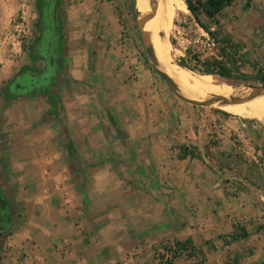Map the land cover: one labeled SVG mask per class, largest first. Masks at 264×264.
I'll use <instances>...</instances> for the list:
<instances>
[{"label": "crops", "instance_id": "obj_1", "mask_svg": "<svg viewBox=\"0 0 264 264\" xmlns=\"http://www.w3.org/2000/svg\"><path fill=\"white\" fill-rule=\"evenodd\" d=\"M54 1L47 6L55 17L49 19L47 12L42 18L36 49L43 55L42 66L27 73L28 85L23 79L11 82L14 96H27L32 103L25 100L28 108H19L0 136L5 170L0 172L5 211L0 213V264H250L252 251L264 264V243L259 245L264 181L236 182L241 210L229 216V207L221 206L227 185L211 177L212 167L197 153L200 139L211 138L203 129L193 132L204 119L181 115L184 108L160 84L153 90L145 83L149 76L157 81L141 57L126 59L118 44L124 27L117 3L78 0L69 7L67 24L74 30L68 35ZM253 1L264 17V0ZM19 3L6 0L3 6L18 9ZM43 23L53 30L47 41ZM258 34L262 36L259 28ZM14 61L0 45V81L9 78ZM58 89L65 95L60 100L55 99ZM37 93L51 96L48 111L47 99L31 98ZM216 119L231 128L222 137L235 164L242 163L236 158L242 141L249 161L257 165L264 133L247 131L243 121H231L224 113ZM117 122L133 129L123 135L131 159L145 153L135 161L140 175L133 176L137 167L131 161L126 178L116 177L117 165L111 163ZM173 152L178 155L171 156ZM184 152L200 159H184ZM171 165L188 167L186 177L177 180L173 171L163 176ZM248 190L257 193L251 208ZM251 218L257 225L254 232L245 228ZM237 233L249 237L233 241ZM187 242L188 249L178 252Z\"/></svg>", "mask_w": 264, "mask_h": 264}, {"label": "rangeland", "instance_id": "obj_2", "mask_svg": "<svg viewBox=\"0 0 264 264\" xmlns=\"http://www.w3.org/2000/svg\"><path fill=\"white\" fill-rule=\"evenodd\" d=\"M25 1H28V5L30 6L28 11H24L26 12L27 15L26 17L30 19L29 21L30 23L28 27L20 26L17 28L16 26L21 22L20 18L23 12L20 6ZM49 1L50 0H20L18 9L16 8L11 9V7L8 6L9 10H6V7L4 8L3 6V3H6V0H0V35H1L0 45L1 48L8 49L10 59L12 61L13 60L16 61V62L14 61L15 65L13 67V71L8 76L9 78H4L5 80L0 81V136L6 134L4 130L6 129L7 122H9L8 119H10L12 115L17 114V112H19L18 111L19 108L22 109L28 108V103L25 100H28V102H30L29 97L25 96L24 98L23 97L18 98L14 96L15 94L12 93L13 89L11 82L12 81L17 82L18 80L23 79V82L26 85H28L29 74L27 73L28 72L31 73L30 71L31 69L33 70L35 68H38L39 66H42L43 55L39 52V50L36 51V49L38 48L40 33L41 34L43 33L41 27L42 18L47 17L45 16L47 12L51 13V15L49 14L50 15L48 17L49 19L52 18L53 20L55 17V10L52 9V6L51 7L50 5L47 6ZM124 1L125 0L115 1L117 3L115 4L117 5V13L121 18V22H123L122 25L124 27L123 29L124 32L122 37L123 42L121 41L118 44L121 46L122 50L124 51L126 55V59L129 57L131 58L141 57V60L147 64L148 68L151 71H153L152 64L146 54L145 43L140 36L141 34L138 28V10L136 14L131 13L129 8L124 6L123 3ZM193 1L197 2L201 0H193ZM57 2L59 5L58 6L59 9H57L56 12H59L60 10V14L63 15L62 16L64 22L63 27L64 30H66V34L69 35L70 33L73 32L74 27L68 26L67 14L69 12V7L72 6V4L77 3L78 0H58ZM181 2L186 4V0H181ZM50 9L52 11H50ZM259 14L260 13L255 7L253 0H235L233 6L229 7L225 11L224 15L219 18L223 30L232 37L234 43L238 46L240 50V54L242 55L244 62V64L242 65V72L248 77H251L250 80L246 82L238 81V80H224L222 78L215 77L216 80L226 83L233 82L238 85V88H244L247 90V92L245 90H243L242 92H236L232 96V98L229 99L230 101L229 105H240L249 102L250 101L249 98L252 97V95L256 94L259 90L263 89L262 83L252 79V77L256 75V70H254L253 65L257 69L260 68L264 70V26H261L264 23L263 20L264 17L260 16ZM35 16L36 19L33 20ZM133 16H136L137 20H134ZM202 21L212 30L219 29V27H217L212 21L208 20L205 16H202ZM42 26L44 28V32L47 33L45 38L47 41L50 37L48 35V32H51L52 34L53 30L52 28H46L44 23L42 24ZM258 28L262 31V36L258 34ZM221 38L222 36L220 37L219 42L214 41L213 38H211L208 35V33L196 23L190 11L183 12L177 10L175 12L174 22L171 31V44H172L171 52L175 62L178 65L181 59L188 58L187 57L188 49H192L195 53L200 54L203 60L218 58L220 42L222 40ZM173 42L175 44H173ZM70 49H71L70 44L67 43V49H66L67 58L70 57L69 55ZM153 73H154V79H156L157 83L153 80V78L149 76L148 79H146L145 81L148 87L155 90L159 88L158 84H160V87L166 93L170 94L172 99L177 101L179 105H181L182 108H184L183 110L180 111L181 115L189 116L191 113L192 115H194V117L198 116L199 118L204 119V123L202 124V126L200 124H197L193 127V132L199 133L203 129L207 133L205 135H210L211 138H207L206 136H203V138L200 139V142L202 143L200 147H197V153H199L205 159L207 165H210L212 167L213 171H210L211 177L213 179L222 181L225 185H227L225 187L226 190L224 192L226 200L224 203L221 202V206L223 209L229 207L227 208L229 209V216L235 215L238 211L241 210V206H240L241 195L240 196L238 195L241 193L239 190L236 189V182H238L241 179H244L253 185L254 183H257L258 180L264 181V146L260 147L259 150H257V152H259V156L257 158V165H256L255 161H253L254 163L249 161V158H251V156L249 155L247 145L242 141L241 142L239 141L237 144L238 154L236 158H238L237 159L238 162H242V163L240 165H236L235 158L232 157V154L227 152V145L225 144V140L222 137L224 135V132L231 128L230 126H225L224 123H221L216 118L218 115H221V113H224L227 116V118L231 121H237V120L243 121L247 125V131L258 130V131H262L263 133H264V125H263L264 123L258 120L256 121V119H246L233 115L231 113L229 114V112H225L222 109V107L224 106L223 101L218 100L220 98H224L223 96L211 95L208 99L202 100V101H216L207 106H193L191 104L185 103L181 101L173 93V91L168 87L165 81L157 73L155 72ZM133 75H135V73ZM36 76L37 75L32 74V79L34 77L36 80H39L41 82L44 81V77L42 75L39 77ZM133 80L138 81L137 78L135 79L133 78L132 81ZM66 83H67L66 81L60 80V86L62 85L65 86ZM26 92H28V90L24 91V93ZM61 92L62 91L60 89L56 90L55 99L60 100L62 96L64 98L65 95ZM33 96L34 97H31L32 99L34 98L47 99V103H45L48 107L47 111L50 109V105H49L51 104L50 95L41 96L37 93V96L35 95ZM215 96L216 98H214ZM185 109L188 110L186 111ZM116 124L118 127H120L119 130L114 128L115 131L119 133V137L115 139L116 145H114L113 148L116 149V152L114 155V162H112L111 164L117 165L115 171L117 178H126V174H125L127 173V169L125 168L126 165H131V161L135 163L136 160L137 161L140 160L141 154L145 156V153L134 154L133 155L134 159H131L130 155L124 151L126 145H125V139H123V135H125L127 131L129 130L131 131L133 129L130 128L129 125H126L127 127H124L125 126L124 123L121 124L120 122H117ZM190 129H191L190 127L186 128V130H190ZM120 135H122V137ZM129 140L130 139L127 138L126 141L129 142ZM115 141L111 140L110 142H113L115 144ZM262 143H263L262 145H264V142ZM178 147L179 145L177 146L174 145V148H178ZM236 153L237 152L235 151V155ZM170 155L176 157V155L178 154L176 152H173V154ZM3 157L4 156H2V158L0 157L1 162L3 160ZM170 160H175V159L170 158ZM1 162H0V172L3 173L4 165H2ZM134 165H136L137 170L131 171L133 176L135 172H137L138 175H140L139 171H141L140 170L141 165L137 163H135ZM170 171L174 172L173 175L177 180L184 179L186 177L188 167L187 169H184L183 166L181 167V165L179 166L171 165L169 171L163 172V176H165L167 173H170ZM2 173L0 174L2 175ZM116 188L118 190V188H122V187L116 186ZM2 190L5 189L2 188ZM121 190L123 191V189ZM121 193H117V194H121ZM246 193L250 197L251 202L249 207L251 208L252 205H254V202L252 201L251 197L253 195L254 197H257V193L256 191L254 192L251 190L250 191L248 190ZM248 223L249 225H245V228L247 226L250 231L252 232L256 231L257 225H255L254 218H251V220H249ZM262 227H264V225ZM0 232H2L1 229ZM261 236H260L261 239L259 245H262V243H264L263 241L264 234H261ZM255 243L257 244V240ZM248 257L252 259V262L250 264L263 263L262 259L255 260L254 251L250 252V254H248Z\"/></svg>", "mask_w": 264, "mask_h": 264}, {"label": "bare ground", "instance_id": "obj_3", "mask_svg": "<svg viewBox=\"0 0 264 264\" xmlns=\"http://www.w3.org/2000/svg\"><path fill=\"white\" fill-rule=\"evenodd\" d=\"M137 10L144 37L154 49L156 67L175 82L182 95L201 102L211 95L223 96L229 100L236 92L243 90L247 92L244 88H238L236 83L222 82L216 80L215 76L197 75L175 62L171 52V31L175 12L189 11L187 5L181 0H137ZM222 109L229 114L256 119L264 123V92L258 93L249 102L240 105H224Z\"/></svg>", "mask_w": 264, "mask_h": 264}, {"label": "trees", "instance_id": "obj_4", "mask_svg": "<svg viewBox=\"0 0 264 264\" xmlns=\"http://www.w3.org/2000/svg\"><path fill=\"white\" fill-rule=\"evenodd\" d=\"M117 1V0H111ZM235 0H201L194 2L193 0H186L187 7L191 14L193 15L196 23L205 30L208 35L213 38L214 41L219 42L220 37L222 40L220 42L218 58L203 60L201 55L195 53L192 49L187 50V59H181L179 65L189 71H193L202 76H215L225 80H238L246 82L250 80L242 72V65L244 64L242 55L238 46L234 43L232 37L226 33L220 22V17H222L225 11L234 4ZM124 6L128 7L131 13L137 12L136 0H125ZM202 16H205L208 20L212 21L219 29L212 30L202 21ZM134 20H137L136 16H133ZM141 36V35H140ZM173 44H175L173 42ZM256 75L252 77L253 80L262 83L264 87V70L260 68H255ZM154 71V70H153ZM156 73V71H154ZM199 158L196 153L184 152L183 158ZM249 237L248 233L244 234H234L232 236L233 241L239 239H247ZM191 244L187 242L186 244L179 245L178 252L187 250L188 246Z\"/></svg>", "mask_w": 264, "mask_h": 264}, {"label": "water", "instance_id": "obj_5", "mask_svg": "<svg viewBox=\"0 0 264 264\" xmlns=\"http://www.w3.org/2000/svg\"><path fill=\"white\" fill-rule=\"evenodd\" d=\"M138 28L140 30V34H141V38L142 40L144 41L145 43V46H146V54L152 64V68L154 71H156V73L165 81V83L168 85V87L173 91V93L183 102L185 103H188V104H191L193 106H207L209 104H212L216 101H193L187 97H185L184 95H182L179 91H178V88H177V85L175 84V82L163 71L159 70L155 63H156V59H155V54H154V49L147 43L145 37H144V33H143V30L139 24V20H138ZM225 80V79H224ZM264 92V87L262 90H259L256 94L252 95V97H250L249 99L252 100L253 97L255 95H257L258 93H263ZM218 100H222L224 105H229L230 101L226 98H220ZM217 100V101H218ZM2 204V203H1ZM4 207H1L0 208V213L1 215L3 216L5 214V211L4 209H2Z\"/></svg>", "mask_w": 264, "mask_h": 264}, {"label": "built area", "instance_id": "obj_6", "mask_svg": "<svg viewBox=\"0 0 264 264\" xmlns=\"http://www.w3.org/2000/svg\"><path fill=\"white\" fill-rule=\"evenodd\" d=\"M20 8H21V10L23 11L22 12V16H21V18H20V20H21V22L19 23V24H17V28L18 27H23V26H25V27H28L29 26V21H30V19H28L26 16V12H24V11H28V9L30 8V6L28 5V1H25V2H23V4L20 6ZM34 19H36V16L33 18V20Z\"/></svg>", "mask_w": 264, "mask_h": 264}, {"label": "flooded vegetation", "instance_id": "obj_7", "mask_svg": "<svg viewBox=\"0 0 264 264\" xmlns=\"http://www.w3.org/2000/svg\"><path fill=\"white\" fill-rule=\"evenodd\" d=\"M0 208H1V206H0Z\"/></svg>", "mask_w": 264, "mask_h": 264}]
</instances>
